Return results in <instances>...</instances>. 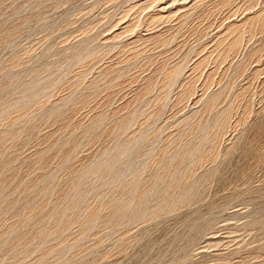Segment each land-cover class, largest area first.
<instances>
[{
	"label": "rangeland",
	"instance_id": "1",
	"mask_svg": "<svg viewBox=\"0 0 264 264\" xmlns=\"http://www.w3.org/2000/svg\"><path fill=\"white\" fill-rule=\"evenodd\" d=\"M0 264H264V0H0Z\"/></svg>",
	"mask_w": 264,
	"mask_h": 264
}]
</instances>
